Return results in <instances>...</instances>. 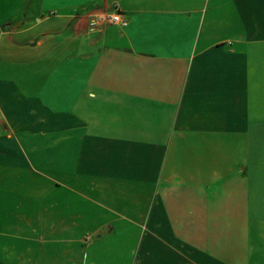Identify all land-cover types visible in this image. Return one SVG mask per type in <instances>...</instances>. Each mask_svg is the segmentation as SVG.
<instances>
[{
    "label": "crops",
    "instance_id": "1",
    "mask_svg": "<svg viewBox=\"0 0 264 264\" xmlns=\"http://www.w3.org/2000/svg\"><path fill=\"white\" fill-rule=\"evenodd\" d=\"M0 264H264V0H0Z\"/></svg>",
    "mask_w": 264,
    "mask_h": 264
},
{
    "label": "built area",
    "instance_id": "2",
    "mask_svg": "<svg viewBox=\"0 0 264 264\" xmlns=\"http://www.w3.org/2000/svg\"><path fill=\"white\" fill-rule=\"evenodd\" d=\"M104 23H122L125 24L126 20L120 16L116 11L107 12L103 11L96 15H93L89 21V27L91 29H100Z\"/></svg>",
    "mask_w": 264,
    "mask_h": 264
}]
</instances>
